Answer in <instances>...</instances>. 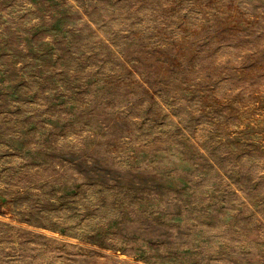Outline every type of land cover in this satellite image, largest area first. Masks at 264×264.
<instances>
[{
  "label": "rangeland",
  "instance_id": "374dc122",
  "mask_svg": "<svg viewBox=\"0 0 264 264\" xmlns=\"http://www.w3.org/2000/svg\"><path fill=\"white\" fill-rule=\"evenodd\" d=\"M0 264H264V0H0Z\"/></svg>",
  "mask_w": 264,
  "mask_h": 264
}]
</instances>
